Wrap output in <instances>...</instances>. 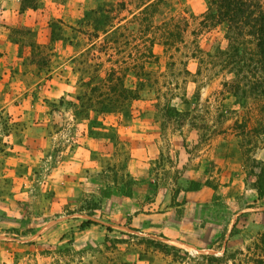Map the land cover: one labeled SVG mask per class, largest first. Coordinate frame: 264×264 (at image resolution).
I'll use <instances>...</instances> for the list:
<instances>
[{
  "label": "rangeland",
  "instance_id": "374dc122",
  "mask_svg": "<svg viewBox=\"0 0 264 264\" xmlns=\"http://www.w3.org/2000/svg\"><path fill=\"white\" fill-rule=\"evenodd\" d=\"M100 1L0 0L27 12L4 26L20 46L27 92L42 93L49 133L97 142L95 165L67 174L89 184H60L62 138H51L46 165L0 166V264H264V96L253 87V44L205 20L207 0H168L150 27L121 22L133 33L114 58L125 88L139 91L118 102L129 112H101L95 98L74 111L79 62L111 65L99 46L81 57L88 39L68 42Z\"/></svg>",
  "mask_w": 264,
  "mask_h": 264
},
{
  "label": "trees",
  "instance_id": "16d2710c",
  "mask_svg": "<svg viewBox=\"0 0 264 264\" xmlns=\"http://www.w3.org/2000/svg\"><path fill=\"white\" fill-rule=\"evenodd\" d=\"M129 6H133V8L129 9ZM169 8L168 0H103L95 8L82 11L76 26L72 27L74 35L70 39L68 38V42L78 47L82 40L88 39L91 45L86 48V54L81 53V57L89 55L91 49H96L99 46L100 53L108 54L111 57L109 58L111 65L108 68H103V61H94L91 66H86L84 59L79 62L81 66L79 68L80 90L75 95L74 101L67 102L74 111L77 107L84 110L85 99L95 98L100 104L98 108L101 112L121 111L123 114L129 112L118 102L121 98H129L130 101L137 99L139 91L137 93L125 88V73L121 74V71L117 69L119 59L114 58V53L120 54L123 50L120 49L122 40L133 33L126 30L121 22L124 20L134 21L141 24V27H150L154 17L159 14L163 15ZM207 8L204 15L205 20L212 18L215 23L225 25L236 38H249L253 44L257 76H255L253 87H255V91L264 96V0H207ZM125 10L127 14L132 15L128 20V15H121ZM135 11L137 12L134 13ZM174 36L172 31H167V34L161 36L163 44L172 45ZM100 37L102 38L101 42H95ZM64 39L66 40L67 37ZM96 58L100 59L98 56ZM102 71H104V75H100ZM139 81L141 82V79ZM141 84L143 89L145 83ZM159 96H161L160 93ZM60 103L64 102L61 100ZM89 132L95 134L91 129ZM263 195L264 191H259V196ZM92 223V220L84 221L80 228L88 227Z\"/></svg>",
  "mask_w": 264,
  "mask_h": 264
},
{
  "label": "crops",
  "instance_id": "0c3cea01",
  "mask_svg": "<svg viewBox=\"0 0 264 264\" xmlns=\"http://www.w3.org/2000/svg\"><path fill=\"white\" fill-rule=\"evenodd\" d=\"M5 6L0 7V21L3 22L0 24V166L15 171L21 167L30 169L33 165H46L49 162L46 154L51 138H62L58 141L60 155L56 159L58 170L63 172L60 184L63 187L84 185L85 181L89 184L88 179L80 183L79 179L68 178L67 174L70 170L95 165L96 159L91 154L97 142L83 132L75 133L76 136L66 130L49 133L48 109L42 100V93L39 92V96L34 98L27 92V72L21 67L20 46L9 38L8 29L4 26L5 22L13 20L18 22L24 19L26 22L27 12L14 11V4ZM57 88L60 95L69 90L62 83ZM69 200V196L61 198V202L67 203ZM71 206L69 208L73 211L74 203Z\"/></svg>",
  "mask_w": 264,
  "mask_h": 264
}]
</instances>
